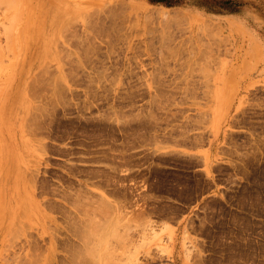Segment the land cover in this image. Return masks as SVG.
I'll use <instances>...</instances> for the list:
<instances>
[{
	"label": "rangeland",
	"instance_id": "rangeland-1",
	"mask_svg": "<svg viewBox=\"0 0 264 264\" xmlns=\"http://www.w3.org/2000/svg\"><path fill=\"white\" fill-rule=\"evenodd\" d=\"M132 263L264 264V0H0V264Z\"/></svg>",
	"mask_w": 264,
	"mask_h": 264
},
{
	"label": "clouds",
	"instance_id": "clouds-1",
	"mask_svg": "<svg viewBox=\"0 0 264 264\" xmlns=\"http://www.w3.org/2000/svg\"><path fill=\"white\" fill-rule=\"evenodd\" d=\"M201 11H206V9H201Z\"/></svg>",
	"mask_w": 264,
	"mask_h": 264
},
{
	"label": "bare ground",
	"instance_id": "bare-ground-1",
	"mask_svg": "<svg viewBox=\"0 0 264 264\" xmlns=\"http://www.w3.org/2000/svg\"><path fill=\"white\" fill-rule=\"evenodd\" d=\"M91 224V223H90ZM112 257V256H111ZM89 260V259H88ZM92 263V262H91ZM133 264V263H132Z\"/></svg>",
	"mask_w": 264,
	"mask_h": 264
}]
</instances>
